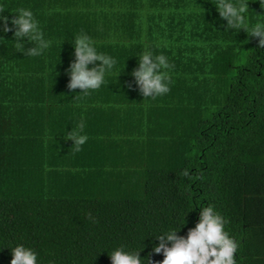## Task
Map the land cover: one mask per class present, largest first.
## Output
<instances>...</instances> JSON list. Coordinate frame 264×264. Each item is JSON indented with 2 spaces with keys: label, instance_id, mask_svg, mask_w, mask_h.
<instances>
[{
  "label": "trees",
  "instance_id": "1",
  "mask_svg": "<svg viewBox=\"0 0 264 264\" xmlns=\"http://www.w3.org/2000/svg\"><path fill=\"white\" fill-rule=\"evenodd\" d=\"M215 2L0 0L10 19L30 9L49 44L25 39L40 53L28 56L0 33V264L17 244L37 264H111L121 247L161 264L158 237L186 238L208 206L236 264H264V48L225 29ZM248 2L244 26H264V4ZM82 34L116 61L87 93L68 88ZM146 50L171 65L165 94L135 84ZM81 120L76 151L65 138Z\"/></svg>",
  "mask_w": 264,
  "mask_h": 264
},
{
  "label": "clouds",
  "instance_id": "2",
  "mask_svg": "<svg viewBox=\"0 0 264 264\" xmlns=\"http://www.w3.org/2000/svg\"><path fill=\"white\" fill-rule=\"evenodd\" d=\"M248 3V0H216L212 4L219 16L227 21L225 29L232 30L240 26V30H245L250 37L259 38L258 46L264 48V26L258 24L250 30L244 26L249 10ZM259 3L261 6L264 0H259ZM10 31L13 32L12 40L18 52L24 55L40 54L36 47L26 50L25 39L30 43L37 41L39 49L49 46L43 39L38 22L30 9H19L11 19L0 10V33L6 34ZM0 39H4V36L0 35ZM73 49L75 59L68 69L69 90L80 89L81 92L87 93L89 90L99 89L104 83L105 73L114 69L116 61L112 57L98 53L86 34L74 38ZM97 61L100 63L97 64ZM89 65L94 66L90 68ZM170 67L164 55H154L150 50L138 56V67L133 70L132 75L142 96L154 97L169 91L170 78L167 70ZM84 127L85 124L81 120L75 130L71 128L67 131L65 139L73 142L71 148L75 146L76 151L87 142V135L82 134ZM184 223L185 221L181 225ZM226 223L225 218L214 207H204L200 209L199 222L195 228L189 230L186 238L177 236L180 228L171 229L158 237L161 242L153 248V252L163 251L164 259L161 264H236L238 245L225 230ZM10 250L12 255L10 264H37L38 254L32 248L17 244ZM108 255L111 264H148V257L141 258L140 251L127 252L121 247Z\"/></svg>",
  "mask_w": 264,
  "mask_h": 264
}]
</instances>
